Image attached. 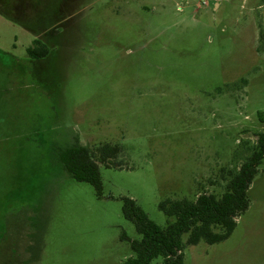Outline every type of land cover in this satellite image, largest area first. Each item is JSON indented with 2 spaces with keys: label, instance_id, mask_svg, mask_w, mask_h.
<instances>
[{
  "label": "rangeland",
  "instance_id": "374dc122",
  "mask_svg": "<svg viewBox=\"0 0 264 264\" xmlns=\"http://www.w3.org/2000/svg\"><path fill=\"white\" fill-rule=\"evenodd\" d=\"M0 12V264H125L123 199L221 198L264 133V0H21ZM35 40L50 55L32 60ZM118 146L102 194L58 160ZM120 165V166H116ZM249 209L184 264H264V162ZM129 242L123 239V236ZM152 264H163L157 259Z\"/></svg>",
  "mask_w": 264,
  "mask_h": 264
},
{
  "label": "trees",
  "instance_id": "16d2710c",
  "mask_svg": "<svg viewBox=\"0 0 264 264\" xmlns=\"http://www.w3.org/2000/svg\"><path fill=\"white\" fill-rule=\"evenodd\" d=\"M20 1L0 0V12L17 21L15 9ZM28 55L32 60H42L49 57L50 51L40 40H35L28 49ZM257 138L252 154L232 175L221 198L201 194L195 201L168 200L160 203L159 209L165 216L174 219L166 228L151 221L136 201L123 199L124 218L134 223L141 236V240L131 242L134 257L125 264H152L157 259H163V264H184L185 235H188L187 244L190 246L201 242L215 245L228 240L237 227V219L249 209L248 191L264 162V133ZM121 150L107 144L93 151L76 144L61 150L58 160L74 181L92 185L101 196L103 187L99 163L114 166L113 161ZM123 239L129 242L125 235Z\"/></svg>",
  "mask_w": 264,
  "mask_h": 264
}]
</instances>
